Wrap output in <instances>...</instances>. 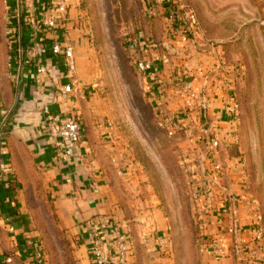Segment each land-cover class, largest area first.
Returning a JSON list of instances; mask_svg holds the SVG:
<instances>
[{"label": "rangeland", "instance_id": "rangeland-1", "mask_svg": "<svg viewBox=\"0 0 264 264\" xmlns=\"http://www.w3.org/2000/svg\"><path fill=\"white\" fill-rule=\"evenodd\" d=\"M15 6L0 0V30ZM75 10L80 24L71 30H82L96 65L95 81L81 85L83 99L95 102L79 125L82 135L88 127L96 135L90 156L109 188L112 226L129 237L126 264H210L216 256L201 238L215 240L218 226L231 242L219 246L220 259L248 264L251 248L264 264V0H79ZM141 59L151 70L137 68ZM207 81L228 99L223 128L205 109L200 116L182 107L193 90L207 93ZM215 135L221 145L210 158ZM17 160L21 213L47 264H84L80 239L60 226L31 150L20 149ZM208 184L214 193L205 192Z\"/></svg>", "mask_w": 264, "mask_h": 264}, {"label": "crops", "instance_id": "crops-1", "mask_svg": "<svg viewBox=\"0 0 264 264\" xmlns=\"http://www.w3.org/2000/svg\"><path fill=\"white\" fill-rule=\"evenodd\" d=\"M72 12H76L75 5L72 6ZM55 34L54 31L43 30L38 36L50 45ZM82 35V30H71L68 34L74 44L78 86L93 83L96 72L94 51ZM5 37V30H0V156L4 165L0 175V262L4 255L9 254L12 258L9 264H32L38 246L21 213L20 193L15 179L16 175L20 179L24 178L22 165L17 160L18 151L30 149L32 161L44 176L53 212L60 226L80 239L78 252L82 253V262L92 264L89 254L90 229L95 226L108 246L110 264H119L114 250L115 228L110 220L113 207L109 199V188L103 182L97 159L90 156L91 151H95L94 130L89 127L84 130L81 142L72 156L64 154L58 136L60 118L75 115L79 119L81 113L85 116L90 114L96 96L83 99L82 94L73 99L62 56L46 54L41 63L47 68V74L36 76L35 61L26 63L27 53H17L16 44L7 46ZM17 43L20 48L27 46L26 33ZM199 56L203 58L204 52L199 53ZM202 80V77H197L196 85L201 84L203 87ZM210 86L211 83L207 81V93L193 90L190 97L193 100L184 97L182 107L189 110L194 108V113L200 116L201 110L205 109L204 112L223 128L222 125L230 120L226 116L229 113L228 99L219 89L211 93ZM61 92L67 96L62 97ZM199 118L193 124L197 130L201 125ZM194 145L204 146V140L196 139ZM205 147H208L206 143ZM26 159L30 160L28 154ZM224 177L225 174L218 177L217 183ZM9 226L14 229L12 233L8 231ZM218 228L214 242L227 250L231 244L230 238L222 232L221 226ZM242 239L239 236V240ZM214 258L210 264H227L231 256L227 254L222 259L219 256Z\"/></svg>", "mask_w": 264, "mask_h": 264}, {"label": "built area", "instance_id": "built-area-1", "mask_svg": "<svg viewBox=\"0 0 264 264\" xmlns=\"http://www.w3.org/2000/svg\"><path fill=\"white\" fill-rule=\"evenodd\" d=\"M79 0H16L15 9H13L14 16L18 25H15L11 16L7 20V30H5L6 39L9 45L16 44V51L19 54H23L25 51L28 58L25 60L26 63L34 60L35 74L36 76H43L47 74V68L41 63L42 58L51 53L54 56H62L65 61L66 74L69 78L70 90L73 91V99L82 95L81 86L77 85V79L75 77L76 62L74 57V44L70 40L68 34L73 27L77 29L80 24V17L72 18V6L75 5V9L78 8ZM75 2V4H74ZM20 19V21H19ZM16 26V27H15ZM43 30H49L56 32L53 41L50 45L45 44L43 40L39 38V33ZM27 35V46L25 48L18 47V41L22 38L23 34ZM137 68L146 72L151 70L152 62L149 60H138L136 62ZM62 97H66L65 92H61ZM190 96L192 94L190 93ZM234 110H237L236 103L233 104ZM170 125L169 131L176 130L177 126L175 123ZM111 126V124H108ZM171 129V130H170ZM58 136L62 142L64 154L66 156H72L76 150L78 144L82 139V130L79 125V120L75 115H67L60 118ZM210 149L214 152L210 155L213 158L216 150L220 147L221 141L218 136L211 137L209 140ZM4 165L0 156V175L3 172ZM205 192L208 194L214 193L212 184H208L205 188ZM221 215L229 225L232 224L233 216L231 211V205L227 204L226 201L220 204ZM0 215L1 205H0ZM260 216L257 217V229L255 230V236L260 239V233L262 229L259 227ZM9 233L14 231L12 226L8 227ZM91 240L89 246V254L92 264H110L107 248L104 239L100 235L99 231L95 226L90 229ZM202 246L208 249L212 255L220 256L222 254L221 248L215 244L212 240L207 241L206 238H201ZM262 245V243L260 244ZM114 250L119 260V264H126L130 253V242L129 237L118 230L114 232ZM248 264H261L259 258L256 256L254 249L249 250L246 254ZM11 255L6 254L3 256L0 264H9L11 262ZM32 264H47L46 259L41 254V246L38 244L36 251L32 257Z\"/></svg>", "mask_w": 264, "mask_h": 264}, {"label": "trees", "instance_id": "trees-1", "mask_svg": "<svg viewBox=\"0 0 264 264\" xmlns=\"http://www.w3.org/2000/svg\"><path fill=\"white\" fill-rule=\"evenodd\" d=\"M15 14H14V12L12 13V15H11V20H12V22L15 24V25H18V22L16 21V19H15V16H14ZM19 21H20V19H19ZM16 27V26H15ZM16 180H17V182H19L21 179L16 175V178H15Z\"/></svg>", "mask_w": 264, "mask_h": 264}]
</instances>
